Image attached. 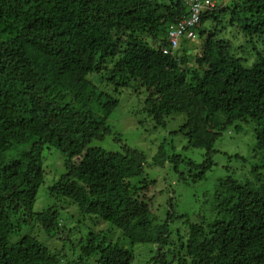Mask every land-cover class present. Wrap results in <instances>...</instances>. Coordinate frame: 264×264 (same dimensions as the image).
Instances as JSON below:
<instances>
[{
    "label": "trees",
    "instance_id": "16d2710c",
    "mask_svg": "<svg viewBox=\"0 0 264 264\" xmlns=\"http://www.w3.org/2000/svg\"><path fill=\"white\" fill-rule=\"evenodd\" d=\"M186 15L185 0H0V264H92L83 260L91 256L94 264L132 263L128 249L105 238L88 240L74 263L30 234L9 244L25 222L46 231L58 227L53 207L33 212L45 179L42 152L50 147L61 153L64 172L49 196L71 200L131 243L160 245L168 238V222L149 235V183L132 182L143 176L144 155L126 145L122 152L89 148L110 134L107 120L119 104L99 90L102 79L143 88L145 111L156 126L184 114L179 131L188 148L204 150L202 164L188 162L201 171L197 180L211 169L214 143L224 131L238 122L255 124L254 156L262 165L252 170L254 182L222 180L216 218L188 223L178 264H264V177L257 174L264 171V53L253 46L247 66L218 25L230 15L226 25L237 23L250 43L263 40L264 0H216L200 13L195 37L181 40L174 55L163 54L168 26ZM196 38L200 48L191 63L185 42ZM167 159L162 144L153 164L162 167ZM170 160L176 167L181 162L175 155Z\"/></svg>",
    "mask_w": 264,
    "mask_h": 264
},
{
    "label": "rangeland",
    "instance_id": "374dc122",
    "mask_svg": "<svg viewBox=\"0 0 264 264\" xmlns=\"http://www.w3.org/2000/svg\"><path fill=\"white\" fill-rule=\"evenodd\" d=\"M230 15L219 19V29L222 37L231 39L233 54L247 60L250 66L254 61L253 46L264 53V39L245 38L239 32L237 23L226 25ZM216 22H206L202 27L207 28ZM201 39L185 42L187 53L191 57L198 53ZM181 56V53H178ZM96 84L100 91L118 99V107L107 120L110 134L103 140H94L89 148H97L107 152H122L123 145L135 149L145 157L143 176L132 180L133 184L144 186V179L148 181L146 190L150 199L148 205L152 211L151 225L148 228L151 236L153 229L168 222V238L160 245L152 243H131L124 238L121 231L114 226L102 222L96 216L81 213L78 207L69 199H57L48 194L49 187L64 172L63 157L53 148H44L42 152V168L45 174L44 183L37 191L33 212L38 213L53 207L58 211V227L46 231L37 222H25L21 225L17 235L11 236L9 244L13 245L20 236L30 234L47 247L50 253L56 254L65 263H74L82 258V246L88 240H101L117 243L128 249L133 260L131 264H178L182 255L181 245L188 235V223L207 224L217 216L216 192L222 180L227 176L242 181L254 182L255 166L262 165L254 156L256 145L255 124L235 123L240 127L235 132L234 125L222 133L215 141L212 157L213 165L205 173L203 180L196 176L201 171L190 166L189 161L196 165L204 161V150L188 148L187 138L180 133V127L185 123V116L174 113L165 119L164 126H156L152 118L145 111V91L136 88L133 84L121 88L115 83L104 79ZM119 138V139H115ZM164 145L169 159L162 167L155 166L154 157L160 145ZM28 146L16 147L15 152H21ZM173 155L178 156L181 162L177 165L170 160ZM176 167V169H175ZM264 177L263 168L258 170ZM264 181V179H263ZM171 213L173 218L167 220ZM95 256L83 258L84 261L94 264Z\"/></svg>",
    "mask_w": 264,
    "mask_h": 264
},
{
    "label": "built area",
    "instance_id": "2783aa9c",
    "mask_svg": "<svg viewBox=\"0 0 264 264\" xmlns=\"http://www.w3.org/2000/svg\"><path fill=\"white\" fill-rule=\"evenodd\" d=\"M229 0H224L227 2ZM187 15L170 24L166 30L168 45L162 48L165 55H174L179 49L181 40H192L195 37V27L198 25L200 13L204 9L216 6V0H185Z\"/></svg>",
    "mask_w": 264,
    "mask_h": 264
}]
</instances>
